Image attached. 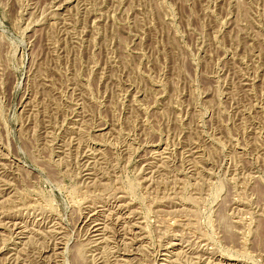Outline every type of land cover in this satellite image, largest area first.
<instances>
[{
	"label": "rangeland",
	"instance_id": "obj_1",
	"mask_svg": "<svg viewBox=\"0 0 264 264\" xmlns=\"http://www.w3.org/2000/svg\"><path fill=\"white\" fill-rule=\"evenodd\" d=\"M0 264H264V0H0Z\"/></svg>",
	"mask_w": 264,
	"mask_h": 264
}]
</instances>
